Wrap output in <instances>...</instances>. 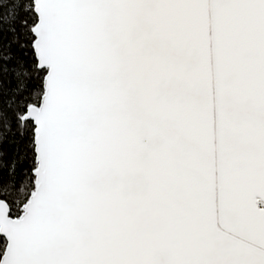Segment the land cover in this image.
Segmentation results:
<instances>
[{"label": "snow or ice", "instance_id": "6c2138e0", "mask_svg": "<svg viewBox=\"0 0 264 264\" xmlns=\"http://www.w3.org/2000/svg\"><path fill=\"white\" fill-rule=\"evenodd\" d=\"M0 264H264V0H0Z\"/></svg>", "mask_w": 264, "mask_h": 264}]
</instances>
